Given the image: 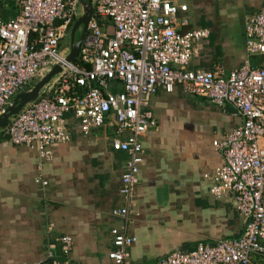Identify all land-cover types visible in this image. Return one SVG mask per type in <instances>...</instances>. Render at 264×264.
<instances>
[{
    "label": "built area",
    "instance_id": "2783aa9c",
    "mask_svg": "<svg viewBox=\"0 0 264 264\" xmlns=\"http://www.w3.org/2000/svg\"><path fill=\"white\" fill-rule=\"evenodd\" d=\"M3 1L0 115L19 93L31 90L54 66L61 67L4 128L11 143L36 152L35 183L42 190L48 185L42 166L54 158V146L71 140L70 117L83 135L114 128L111 146L127 154L119 188L125 205L111 210L113 217L124 220L123 227L110 230L112 263L264 264V65L252 66L249 61L252 55L264 56V10L245 18L246 58L239 67L226 71L217 62L210 69L193 70L189 64L199 57L200 45L210 32L181 31L189 24L185 2L93 0L87 35L75 62H70V32L82 14L79 0H12L13 15H5ZM175 89L206 97L221 108L231 106L242 118L240 125L213 140L223 163L203 177L216 200H234L243 229L236 237L174 249L156 263H134L129 248L136 238L126 226L144 161L141 140L157 126L148 107L153 95ZM72 246L70 235L56 237L46 258L37 264H74L69 260Z\"/></svg>",
    "mask_w": 264,
    "mask_h": 264
},
{
    "label": "crops",
    "instance_id": "0c3cea01",
    "mask_svg": "<svg viewBox=\"0 0 264 264\" xmlns=\"http://www.w3.org/2000/svg\"><path fill=\"white\" fill-rule=\"evenodd\" d=\"M179 1L189 6L185 12L189 24L181 31L204 28L210 32L189 68L210 69L217 62L226 71L239 67L246 58L245 18L264 10V0ZM3 3L5 15H13V1ZM206 3L215 10L208 25H198V8ZM235 15L242 21L244 55L225 58L223 48L214 41L218 26L233 23L230 16ZM148 109L157 126L141 140L144 161L126 226L127 233L136 238L129 248L132 262L156 263L174 249L240 235L244 222L234 200H216L203 174L223 163L212 141L240 125L242 118L231 106L221 108L206 97L185 95L178 89L153 95ZM76 123L68 118L71 140L54 146V158L42 166V177L48 181L44 190L34 181L39 162L36 152L11 143L0 129V264H37L46 258L49 244L63 235L73 238L72 263L113 264L108 257L114 248L110 230L123 227L124 220L113 217L111 210L125 205L119 188L127 154L112 148L114 128L106 126L83 135ZM206 193L216 202L212 209L203 210L216 217L208 232L195 224V216L201 214L193 212L191 202L202 203ZM203 222L210 224L211 219ZM54 252L60 253L58 248Z\"/></svg>",
    "mask_w": 264,
    "mask_h": 264
},
{
    "label": "rangeland",
    "instance_id": "374dc122",
    "mask_svg": "<svg viewBox=\"0 0 264 264\" xmlns=\"http://www.w3.org/2000/svg\"><path fill=\"white\" fill-rule=\"evenodd\" d=\"M215 9L211 7V4L206 3V4H202V6L200 8H198L197 11V16L195 19L198 21V25H204L203 23H207V25L209 24V20L208 18L211 16V12H213ZM214 16V14H212ZM232 17V21L233 23L231 24H226V25H219L218 27V33L216 40L214 41V44L218 45L219 47L223 48L224 51V56L226 57H231L232 55L234 56H239L242 57L244 54V50H243V46H244V41H243V37H242V26H241V19L239 17H237V15L235 16H230ZM227 17H224L223 19H225ZM214 24V23H213ZM81 28L77 29L76 31V39L79 38V36L81 35ZM69 42H70V38H69ZM250 64L252 66H259L262 63H264V56L263 55H252L249 58ZM213 142V141H212ZM213 145V144H212ZM226 199L222 200L221 202H225ZM194 202L193 203V208L194 209V213L200 212L201 216H195V220L198 223H195L196 225H199L200 227H204L206 228V231L208 232L209 229L212 226V224L215 223L216 217H210V215L207 214L206 211H203L204 209L210 208L212 209V204H215V200L214 198L209 195L208 193H206L204 195V201L201 203L199 202H195V201H191ZM234 203V202H232ZM210 206H209V205ZM208 206V207H205ZM185 215H189V212L184 213ZM210 220L211 219V223H205L203 221L205 220ZM120 224H118L117 226H119ZM79 248L82 250L83 249V239L80 240L79 243ZM162 249V250H161ZM160 251H165L163 249L165 248H161ZM70 259V257H69Z\"/></svg>",
    "mask_w": 264,
    "mask_h": 264
},
{
    "label": "water",
    "instance_id": "95a60500",
    "mask_svg": "<svg viewBox=\"0 0 264 264\" xmlns=\"http://www.w3.org/2000/svg\"><path fill=\"white\" fill-rule=\"evenodd\" d=\"M79 2L82 7V14L76 19L70 32V50L67 56V60L70 62H75L78 57L82 42L87 35L88 23L94 12L93 0H79ZM80 28L82 30L81 35L76 39V31ZM60 71L61 67L59 65L54 66L31 90L19 93L14 98L13 103L6 108L5 113L0 115V129H4L12 116L35 100L39 96L41 89Z\"/></svg>",
    "mask_w": 264,
    "mask_h": 264
},
{
    "label": "trees",
    "instance_id": "16d2710c",
    "mask_svg": "<svg viewBox=\"0 0 264 264\" xmlns=\"http://www.w3.org/2000/svg\"><path fill=\"white\" fill-rule=\"evenodd\" d=\"M191 249H193V248H191Z\"/></svg>",
    "mask_w": 264,
    "mask_h": 264
}]
</instances>
